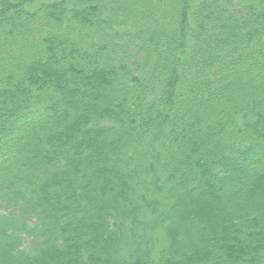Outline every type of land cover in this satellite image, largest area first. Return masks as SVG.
<instances>
[{
	"label": "trees",
	"instance_id": "obj_1",
	"mask_svg": "<svg viewBox=\"0 0 264 264\" xmlns=\"http://www.w3.org/2000/svg\"><path fill=\"white\" fill-rule=\"evenodd\" d=\"M189 1L0 0V264H264V3Z\"/></svg>",
	"mask_w": 264,
	"mask_h": 264
},
{
	"label": "rangeland",
	"instance_id": "obj_2",
	"mask_svg": "<svg viewBox=\"0 0 264 264\" xmlns=\"http://www.w3.org/2000/svg\"><path fill=\"white\" fill-rule=\"evenodd\" d=\"M17 2H22V3H26L27 6L30 8V9H38L40 7H42L43 5H46V4H50L52 2H56V1H60V0H15ZM199 0H190L189 3L191 5V23H192V11L194 10L195 6H196V3H198ZM237 2H246L247 0H236ZM254 1V4L255 6H259L261 5L262 3H264V0H252ZM156 244H155V253H158L159 251L163 250L167 243H166V236H164V234L161 232L160 229L157 230L156 232Z\"/></svg>",
	"mask_w": 264,
	"mask_h": 264
}]
</instances>
